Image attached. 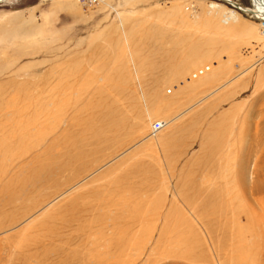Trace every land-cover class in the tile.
I'll return each instance as SVG.
<instances>
[{"label":"rangeland","instance_id":"obj_1","mask_svg":"<svg viewBox=\"0 0 264 264\" xmlns=\"http://www.w3.org/2000/svg\"><path fill=\"white\" fill-rule=\"evenodd\" d=\"M260 23L0 0V264H264Z\"/></svg>","mask_w":264,"mask_h":264},{"label":"bare ground","instance_id":"obj_2","mask_svg":"<svg viewBox=\"0 0 264 264\" xmlns=\"http://www.w3.org/2000/svg\"><path fill=\"white\" fill-rule=\"evenodd\" d=\"M222 1H224V3H227L228 5H231V6L235 7V8H237L239 11H242V12H244L246 14L251 15L252 17H254L255 19H257L258 21L260 20L261 22H264V0H251L252 3H253V5H254V9H253V7L251 5V8L253 10L252 9L251 10L242 9L239 6H237L235 4H232V1H230V0H222ZM209 69L210 68H207V71ZM202 74H204V71H202V70L199 71L198 70V73H196L195 77L198 76V75H201L202 76ZM201 76H198L197 79L200 78ZM155 123H158L160 125V128L157 129V130H153L152 129V126H151V130H152L153 133H158V132H160L163 129V126L164 125L160 121L155 122Z\"/></svg>","mask_w":264,"mask_h":264},{"label":"built area","instance_id":"obj_3","mask_svg":"<svg viewBox=\"0 0 264 264\" xmlns=\"http://www.w3.org/2000/svg\"><path fill=\"white\" fill-rule=\"evenodd\" d=\"M260 25H261V31H262L261 33L264 36V22H261ZM159 128H160V125L158 123H153L152 125L153 130H157Z\"/></svg>","mask_w":264,"mask_h":264}]
</instances>
